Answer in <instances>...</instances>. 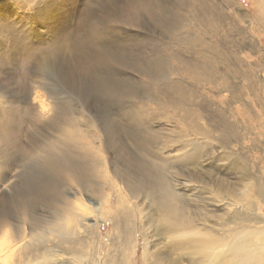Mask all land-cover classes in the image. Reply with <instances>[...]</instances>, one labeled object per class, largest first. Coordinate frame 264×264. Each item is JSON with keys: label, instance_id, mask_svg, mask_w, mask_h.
Wrapping results in <instances>:
<instances>
[{"label": "rangeland", "instance_id": "374dc122", "mask_svg": "<svg viewBox=\"0 0 264 264\" xmlns=\"http://www.w3.org/2000/svg\"><path fill=\"white\" fill-rule=\"evenodd\" d=\"M258 11L256 0H0V183L12 185L0 247L28 244L12 262L0 250V264H264ZM168 178L183 205L174 225L153 205ZM85 205L97 227L51 225ZM241 247L257 259L241 262Z\"/></svg>", "mask_w": 264, "mask_h": 264}, {"label": "bare ground", "instance_id": "6f19581e", "mask_svg": "<svg viewBox=\"0 0 264 264\" xmlns=\"http://www.w3.org/2000/svg\"><path fill=\"white\" fill-rule=\"evenodd\" d=\"M256 3L258 5V7H259V10L264 11V0H256ZM256 13L257 14H256V17H255L256 18L255 21L258 22L259 25H261L262 27H264V20H263V16L261 15V12L258 11ZM53 144H55V143L49 144V147L52 146ZM192 164H194V162L186 163V164L181 165V166H187V165L190 166ZM169 171H170V173L176 172V170L174 168L169 169ZM7 175H10L9 172H8V174H6V176ZM8 177H10V176H7L6 179H7V181H10V180H8ZM12 177H14V176L11 175V178ZM2 184L3 183H0V193L2 191L4 192L5 189L8 188L9 186L12 187L11 182L7 186L6 185L3 186ZM161 186H162V190H163L164 193L161 191ZM174 186H175V184L172 183L169 178H168V181H167L166 186L161 185V184H157V187L159 188L158 192H159L160 197L158 199H156L155 201L153 200V205L154 206L155 205L158 206V207H156L157 210L159 209V207H161L162 210H165L166 212H170L171 213V225H174V223H175L174 217H173L174 212L178 211L179 209H182V207H183L182 203H180V202L178 203V198H180V195L175 190V187ZM9 189H12V188H9ZM2 195H4V193ZM79 209H80V213H79L80 215L79 216L81 217V219H74L72 217V215L70 214L69 210H65L64 213L61 214V216L57 219L58 221L54 222V224H51V225H54L55 227H58V228H63L65 230H67V232H69V230H74V231H78V233H80V230H86V231H88V230H90L88 228H90L92 226L93 227L94 226L97 227V225L99 224L98 218L100 217V215L96 216L95 219H90L88 217L87 213H86V209L88 210V212H90V214L93 212V210H91V207L90 206H88V205H85V207L84 206H81V207H79ZM4 222H6V221H4ZM14 227H15V225H14ZM49 227H51V226H49ZM46 228H48V227H46ZM53 230H55V228H53V227H52V229H49L48 228V234H52V231ZM99 231H100V229H99ZM67 232H65V233H67ZM39 235H42L43 236V234H38V236ZM13 237H15V236H13ZM16 237H18V236H16ZM2 238H4V236ZM0 241H1V238H0ZM5 241H6V239H5ZM27 242H29V241H27ZM24 243H25V241L23 242L21 240V241H18L16 243H13V244H8L4 249L2 247H0V250L1 251L5 250L6 254L8 255V260H6V261L12 262L14 260V256H15V258L17 256L16 255V252L19 249H23L26 245H28V244L25 245ZM247 251L248 250H247L246 247H241L238 250L237 253L240 254V260H241V262L242 261H247V262H249V261H255L257 258L256 257H253V255L251 253H250V257H249V254L247 253ZM256 251H257V249L253 248V253H254L255 256H257V257L258 256H264V254H262V255L257 254ZM55 262L56 261L54 259H51L50 262H49V264H56ZM217 264H219V263H217Z\"/></svg>", "mask_w": 264, "mask_h": 264}]
</instances>
